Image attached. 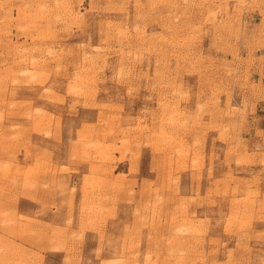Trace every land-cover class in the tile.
Wrapping results in <instances>:
<instances>
[{"label":"rangeland","instance_id":"1","mask_svg":"<svg viewBox=\"0 0 264 264\" xmlns=\"http://www.w3.org/2000/svg\"><path fill=\"white\" fill-rule=\"evenodd\" d=\"M262 47L264 0H0V264H264Z\"/></svg>","mask_w":264,"mask_h":264},{"label":"crops","instance_id":"2","mask_svg":"<svg viewBox=\"0 0 264 264\" xmlns=\"http://www.w3.org/2000/svg\"><path fill=\"white\" fill-rule=\"evenodd\" d=\"M261 50V48H259L257 51V53L258 54H256L255 55V58L257 57H260V56H263L264 55V48L262 47V53H259V51ZM246 58V57H245ZM258 63H259V66H261V62L260 61H257ZM256 62V63H257ZM258 63H257V66H258ZM255 66H256V64H255ZM254 66V67H255ZM252 79V78H251ZM257 79V81L255 82V84H259L260 85V81L262 80V78H261V74L258 76V78H256ZM252 82H253V79H252ZM256 108H258L257 106H256ZM256 114H258L257 112H256ZM254 119H252L251 120V123L248 125V129H247V131H249V132H251V134H250V137H248L247 136V141H249V144H251L252 143V145H255V142H257L258 144L259 143H261V144H263V140H264V138L263 137H258V138H256L255 136H256V133H257V130L261 127V129L263 130L264 129V123H262V121H261V123H260V121H259V116L258 117H253ZM255 119L257 120L258 119V121L256 122L255 121ZM118 173H120V172H118ZM233 246H234V241H233ZM251 246H252V248H253V250L252 251H249L248 252V254H249V257L248 258H250V256H251V254L252 255H254V257L255 256H257V254H259V253H261V252H257L258 250L259 251H264V241H259V240H257V238H251ZM234 248V247H233ZM263 248V249H262ZM260 256H264L263 254H259ZM238 258V260H240L241 258L240 257H237ZM237 258H235V259H237Z\"/></svg>","mask_w":264,"mask_h":264},{"label":"bare ground","instance_id":"3","mask_svg":"<svg viewBox=\"0 0 264 264\" xmlns=\"http://www.w3.org/2000/svg\"><path fill=\"white\" fill-rule=\"evenodd\" d=\"M2 3V2H1ZM10 19V18H9ZM7 28V27H6Z\"/></svg>","mask_w":264,"mask_h":264}]
</instances>
